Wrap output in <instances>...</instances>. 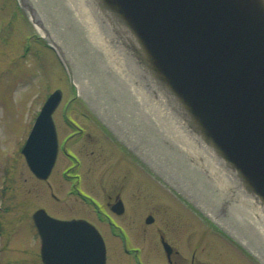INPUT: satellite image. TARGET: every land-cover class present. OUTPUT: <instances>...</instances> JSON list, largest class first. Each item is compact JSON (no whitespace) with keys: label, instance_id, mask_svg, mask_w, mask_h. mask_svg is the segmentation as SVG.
<instances>
[{"label":"rangeland","instance_id":"rangeland-1","mask_svg":"<svg viewBox=\"0 0 264 264\" xmlns=\"http://www.w3.org/2000/svg\"><path fill=\"white\" fill-rule=\"evenodd\" d=\"M40 2L43 0H0V264H42L41 239L32 219L37 209L61 218L94 215L76 192L102 207L110 195L121 194L128 209L116 222L143 251L144 264L165 263L160 234L189 262L195 256L197 264H264V256L249 247L251 252L246 251L241 239H235L194 204V192L193 199L166 182L144 158V152L142 156L137 153L94 112L77 86L82 72L71 62L72 56L63 52V58L57 43L36 28L34 12L44 18ZM58 24L60 31H69L68 24ZM56 89L63 92L53 115L58 138L61 145L70 141L68 148L75 159L60 148L50 177L42 180L30 170L22 148L41 107ZM102 92L104 96L106 90ZM165 165L184 181L179 170L167 161ZM70 168L79 177L78 185L76 176H65ZM227 214L216 212L222 220ZM150 215L154 221L148 224ZM100 228L106 236L109 264H116L126 257L118 244L121 239L107 224Z\"/></svg>","mask_w":264,"mask_h":264},{"label":"bare ground","instance_id":"bare-ground-1","mask_svg":"<svg viewBox=\"0 0 264 264\" xmlns=\"http://www.w3.org/2000/svg\"><path fill=\"white\" fill-rule=\"evenodd\" d=\"M235 1L250 19L264 18V0ZM158 4L170 11L159 20V26L173 38L160 52L166 66L172 64V44L176 46L184 42L186 51H192L194 45L204 55L205 45L218 54L217 49L222 48V42L227 45L230 41L212 19L209 24L215 28L213 33L206 25L197 22L196 16V30L188 32L182 18L172 13L167 0H161ZM39 5L44 18L34 12L36 28L42 36L57 43L63 56L64 53L72 56L71 62L82 72L77 86L94 112L119 137L125 138L137 153L142 156L144 152V158L154 170L165 176L166 182L177 185L184 195L192 198L194 194L191 192H194L196 206L215 219L226 232L232 233L235 239H241L246 251L251 249L263 258L264 196L251 177L246 176V172L239 167L235 152L228 153L219 144L209 129L210 121L207 119V124L188 101L186 94L195 92L191 88L188 91L180 86L177 88L173 84L165 72L162 57L149 49L147 42L127 18L107 0H43ZM184 12L193 16L185 9ZM221 19L228 22L225 17ZM263 21L260 20L261 26H264ZM58 23L68 24L69 31H60ZM205 30L211 34L210 39L198 37ZM59 36L64 47L58 41ZM217 38H221L222 42L215 41ZM142 76L145 79H141ZM198 77L201 84L202 77ZM216 85L212 95L216 92L215 88H219ZM104 90L107 96L106 92L104 96L101 95ZM221 90L223 88L219 90L220 94ZM200 95L206 99L210 96L208 93ZM209 102L208 109L215 110L217 103ZM233 115L232 123L235 124L238 115ZM246 136L243 133L240 138ZM164 157L172 168L185 176L184 181L175 170L166 168ZM201 174L209 179L204 181ZM220 210L228 213L225 220L217 217L216 212L221 214ZM170 246L173 255L175 247Z\"/></svg>","mask_w":264,"mask_h":264},{"label":"water","instance_id":"water-1","mask_svg":"<svg viewBox=\"0 0 264 264\" xmlns=\"http://www.w3.org/2000/svg\"><path fill=\"white\" fill-rule=\"evenodd\" d=\"M107 1L117 7L147 42L149 49L162 57L161 61L164 63L160 52L173 38L159 26V20L170 14L162 4H158L161 0ZM167 4L175 17L182 18L188 32L196 30V16L197 22L206 25L213 33L215 28L209 24L212 19L230 40L226 45L221 38L215 39L222 42V48L217 49L218 54L205 45V56L194 45L192 51H186L184 42L176 46L172 44V64L166 66L164 63L167 70L165 72L177 88L180 86L187 91L191 88L195 92L192 95L185 93L188 101L205 121H210V124L206 123L219 144L228 153L235 152L234 157L236 156L239 167L246 172V176L251 177L264 196V26L260 24V20L263 21L264 18L250 19L235 0H167ZM184 9L193 16H189ZM222 17L227 18L228 22L222 20ZM198 37L210 39L211 34L205 30ZM57 49L64 58L58 46ZM198 76L202 77L201 84ZM216 84L219 88H215L216 92L212 95ZM221 87L223 90L220 94ZM201 93H208L211 97L206 99ZM62 96L61 89H56L48 96L22 148L30 170L42 180L50 177L59 153L53 114ZM211 100L217 103L215 110L208 109ZM233 114L238 115L235 124L232 123ZM243 133L247 135L246 138H240ZM114 208L122 213V201L117 202ZM33 221L41 237L43 264H106L105 240L89 221L81 218L59 219L51 216L44 208L33 213ZM153 221L152 215L146 219L148 224ZM161 239L164 250L170 257L172 247L164 236Z\"/></svg>","mask_w":264,"mask_h":264},{"label":"flooded vegetation","instance_id":"flooded-vegetation-1","mask_svg":"<svg viewBox=\"0 0 264 264\" xmlns=\"http://www.w3.org/2000/svg\"><path fill=\"white\" fill-rule=\"evenodd\" d=\"M67 116L69 117V115H67ZM69 119H70V117H69ZM70 123L73 126H76V124L74 122H70ZM78 129L80 130V128H78ZM68 144H70V141L68 139L63 143V145H61L60 141H59V152H60V148H62L64 153H66L72 159H75V156L71 153L72 151H71L70 147L68 148V146H69ZM58 155H59V153H58ZM77 165H78V162H77ZM70 169H71V173L68 174V172H67L69 170V168H68V170L65 172V176L73 177L71 174H73L74 171L72 168H70ZM73 175L76 176L75 177V185H78L79 181H80L78 179L79 177L76 174H73ZM75 185H74V189L75 188L78 189L79 187H75ZM76 193H78V195L81 197V199L83 200L85 205L92 207V211H93L94 215L84 216V217H77L76 216V217H71V218H68V217L67 218H65V217L61 218V217H58V216H55L52 214L51 215L55 216L57 218H60V219H74V218L79 219V218H82V219L89 221L93 225H95V227L101 232V234L105 240L106 249H107L106 264H109L110 257H109V249L107 247V240H106V236H105L104 232L100 228L101 224L102 225L107 224L109 226L110 230L112 231V234H114L115 237H117V238L119 237L121 239L118 242V244H120L121 250L126 255V257H124V258L117 259L116 264H144V262H143L144 260L142 257L143 251L139 247H137L133 244V242L130 240V238H128L127 234H125L123 232V230H121V227L116 222V219L123 216L128 209L127 204H125V202L123 201V199L121 197V194L117 193L114 196L110 195L108 200L105 202V206L102 207L103 205H101V204L99 205L94 200H92L89 196L83 195L80 192H76ZM119 201H122V203H123L122 213H118L116 211V209L114 208L116 203ZM91 216H94V218ZM116 229H118V230L120 229V230L117 231ZM162 236H164V235L160 234V241H161ZM161 246L163 248L162 241H161ZM172 246H173V244H172ZM163 251L165 254L163 256V260H165L164 264H197L195 256H192L190 258V262H189L188 258L186 256L182 255L181 252L179 250H177L176 248H174L173 255H171L170 257H168L166 255L164 248H163ZM119 260H121V262H119ZM154 264H161V263H154Z\"/></svg>","mask_w":264,"mask_h":264}]
</instances>
